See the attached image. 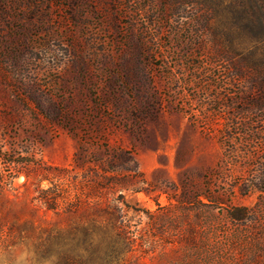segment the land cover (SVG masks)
<instances>
[{
	"label": "rangeland",
	"instance_id": "1",
	"mask_svg": "<svg viewBox=\"0 0 264 264\" xmlns=\"http://www.w3.org/2000/svg\"><path fill=\"white\" fill-rule=\"evenodd\" d=\"M259 23L264 0H0V264L112 242L120 264H255Z\"/></svg>",
	"mask_w": 264,
	"mask_h": 264
},
{
	"label": "trees",
	"instance_id": "2",
	"mask_svg": "<svg viewBox=\"0 0 264 264\" xmlns=\"http://www.w3.org/2000/svg\"><path fill=\"white\" fill-rule=\"evenodd\" d=\"M260 28H264V23H259L257 25ZM264 172V169H263ZM242 187V192L244 196H249L252 193L260 192L264 194V173H262V177H256L253 181H247ZM228 217L235 224L242 225H256L258 222V217L260 215V211H253L247 207H233L228 208L227 210ZM116 223L112 222L111 224V232L113 236H115L116 240L119 242H126V225L123 222L122 214H119L116 218ZM108 236L111 235L108 232H105ZM258 238V247L259 251L256 255L254 261L255 264H264V228L261 232L257 233ZM263 239V240H262ZM117 243V242H116ZM53 246L46 245L43 250H41L43 255H48L52 249L57 246L56 243L52 244ZM56 252V263L55 264H120V261L123 259L124 253H126V247L119 246L112 242L108 245L107 250L103 253L101 246H95L93 248L89 247L86 249V252L89 254L88 258L85 261L76 260L74 256L65 254L61 248L57 247Z\"/></svg>",
	"mask_w": 264,
	"mask_h": 264
}]
</instances>
